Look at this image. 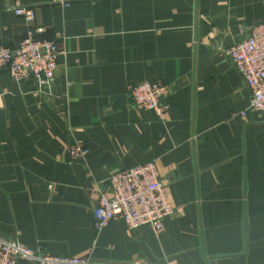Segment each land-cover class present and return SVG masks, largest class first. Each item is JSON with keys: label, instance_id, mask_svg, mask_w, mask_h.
<instances>
[{"label": "crops", "instance_id": "crops-1", "mask_svg": "<svg viewBox=\"0 0 264 264\" xmlns=\"http://www.w3.org/2000/svg\"><path fill=\"white\" fill-rule=\"evenodd\" d=\"M263 21L264 0H0V45L65 51L50 95L0 71V236L91 264H264V125L224 51ZM139 81L171 86L165 120L132 107ZM148 161L175 208L162 230L96 228L97 189Z\"/></svg>", "mask_w": 264, "mask_h": 264}, {"label": "built area", "instance_id": "built-area-1", "mask_svg": "<svg viewBox=\"0 0 264 264\" xmlns=\"http://www.w3.org/2000/svg\"><path fill=\"white\" fill-rule=\"evenodd\" d=\"M14 13L26 23L34 17L33 8L15 6ZM241 74L250 95L247 110L257 113L264 125V21L254 24L243 40L226 48ZM65 51L58 41L36 39L31 31L15 48L0 45V71H6L14 80H29L41 94L50 95L52 81ZM171 86L161 82L139 81L128 86V96L137 111L152 110L165 120L168 104L165 98ZM244 116V112H241ZM72 157H84L87 151L81 144L69 148ZM97 189L93 205L95 226L99 230L111 221L119 220L128 229L149 226L161 231L163 219L174 214L164 182L155 161L112 172ZM0 264H91L89 256L64 257L41 254L19 242L16 238L0 236ZM131 264H154L135 258Z\"/></svg>", "mask_w": 264, "mask_h": 264}, {"label": "water", "instance_id": "water-1", "mask_svg": "<svg viewBox=\"0 0 264 264\" xmlns=\"http://www.w3.org/2000/svg\"><path fill=\"white\" fill-rule=\"evenodd\" d=\"M243 38H244V36H240L236 41L238 42V41H241V40H243Z\"/></svg>", "mask_w": 264, "mask_h": 264}]
</instances>
